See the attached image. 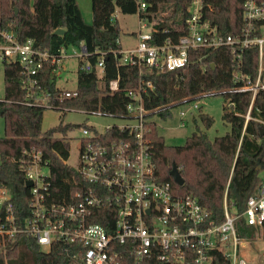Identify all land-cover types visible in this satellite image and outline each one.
Wrapping results in <instances>:
<instances>
[{"label":"trees","instance_id":"trees-1","mask_svg":"<svg viewBox=\"0 0 264 264\" xmlns=\"http://www.w3.org/2000/svg\"><path fill=\"white\" fill-rule=\"evenodd\" d=\"M141 1L146 3L144 11H140ZM245 2L204 0L203 13L222 33L236 35L245 26ZM191 3L192 0H92L93 21L87 23L77 0H0V20L6 30L16 32L22 41L32 38L37 48L50 54H58L62 47L70 45L87 46L91 54L80 58L79 94L56 103L60 108L54 110L63 114L67 112L65 108H70L123 115L132 101L130 91H140L150 116L165 118L171 114L173 106L184 101L199 99L207 93L222 94V118L230 126L226 134L211 139L207 131L198 127L185 144L170 145L152 121L149 137L159 179L171 181L178 193L197 196L212 224L225 220L227 195L229 207L236 208L239 215L238 234L246 239L252 237L257 228H262L250 225L243 212L248 199L257 193L264 173V90L257 94L247 119L252 93L229 91L242 85L234 79L239 65L237 55L229 46L191 50L189 63L172 71L125 62L121 52L125 48L121 41L122 27L115 17L118 10L124 14L137 13L140 19L149 22L161 16L163 21L154 25V43L163 44L167 39L177 41L186 33ZM58 28L66 29L65 33L56 34ZM102 58L104 68L100 72L97 63ZM134 59L138 61L136 55ZM85 62H90L93 69H82ZM4 66L5 96L0 100V116L5 120V134L0 137V180L10 188L24 221L36 220L37 224L45 226L58 220L56 206L73 203L81 178L67 163L71 147L69 134L88 125L61 122L44 131L43 116L47 108L27 104V92L21 84V66L17 62L5 61ZM258 66V48H246L240 70L256 76ZM53 68L54 65L47 62L39 79L43 90L56 93L60 88L57 77L52 75ZM116 78L120 79V89L112 92L109 82ZM199 117L207 128L215 122L214 117L206 113ZM38 151L43 161L48 162L49 175L45 177V187L39 188V196H36L32 186H27L26 173L32 155ZM174 164L185 180L183 185L177 184L170 174ZM37 212L56 215L38 218ZM112 215L108 209L104 214L97 211L93 221L109 227ZM81 248L78 244L55 239L45 250L31 232H24L9 242L6 253L0 254V264H73L72 255ZM124 264L136 263L126 255ZM145 264L162 263L153 258ZM214 264H230V260L218 253Z\"/></svg>","mask_w":264,"mask_h":264},{"label":"built area","instance_id":"built-area-1","mask_svg":"<svg viewBox=\"0 0 264 264\" xmlns=\"http://www.w3.org/2000/svg\"><path fill=\"white\" fill-rule=\"evenodd\" d=\"M145 9L146 3L141 1L140 11ZM203 9L204 0H192L186 33L177 41L167 39L163 44L154 43V26L151 31L144 32V28L152 23L140 19L138 43L132 49L121 51L124 61L172 71L189 63L191 50L229 46L237 55L239 65L234 79L242 83L229 91L252 93L246 115L249 119L257 94L264 90V0H246L245 26L236 35L222 33L205 17ZM77 46L80 51L75 50L74 55L67 53L69 46L62 47L58 54H50L37 48L32 38L22 41L16 32L6 30L0 20V61L17 62L21 66V84L27 92L29 105L59 109L58 101L79 94L78 86L74 89L58 86L60 89L56 93L45 91L39 79L47 62L54 65L52 75L57 76L64 69L65 58L89 57L91 52L85 44ZM252 46L258 48L256 76L240 70L244 50ZM81 68L90 71L93 66L85 62ZM103 68L104 58L97 63L100 72ZM109 89L112 92L119 90L120 79L111 80ZM129 94L132 101L123 115L91 112L117 117L125 123L107 125L103 131L90 125L82 127L79 163L73 167L81 178L77 182L79 188L73 195V203L55 207L59 214L55 223L47 227L40 226L36 220L24 221L13 202L10 188L0 180V254L7 252L9 242L14 241L17 234L31 232L45 250L55 239L80 245L82 248L72 255L73 264H124L126 255L136 264H145L153 258L162 264H214L218 253L229 259L230 264H248L240 255L242 238L236 224L239 215L231 212L227 195L225 220L212 224L197 196L178 193L171 181L159 179L149 137L150 122L154 117L145 109L140 91ZM182 116L185 119L187 115L182 112ZM47 165L40 151L32 155L28 164L26 174L28 180L33 181L36 196H39V188L45 187L49 172L44 174L43 168ZM107 209L113 214L107 221L109 227L93 221L97 211L104 214ZM48 214L56 215L54 212ZM48 214L37 212L38 218ZM243 215L250 225L264 227V180L257 193L248 199Z\"/></svg>","mask_w":264,"mask_h":264},{"label":"rangeland","instance_id":"rangeland-1","mask_svg":"<svg viewBox=\"0 0 264 264\" xmlns=\"http://www.w3.org/2000/svg\"><path fill=\"white\" fill-rule=\"evenodd\" d=\"M84 19L87 23L93 21L92 0H77ZM115 17L120 22L122 27L121 41L124 48H130L138 43L137 34L140 28V16L139 14H124L119 10L116 12ZM163 21L161 16L153 18L152 24L144 28V32L152 30L153 26L158 22ZM75 50L80 51V47L77 45L69 46L66 51L69 55H74ZM84 62V61H83ZM81 64V60L78 56H69L64 59V69L59 73L57 77V85L61 88L74 89L78 85V69ZM5 66L3 61H0V100L5 96ZM221 93V92H220ZM201 109H198L197 106ZM224 107V97L222 94L210 95L194 99L189 102L173 106L171 108V114L167 117H161L155 115L153 121L156 122L160 133L164 136L166 142L170 145H182L185 144L187 138L197 130L198 127L207 131L209 137L214 139L217 136L224 135L230 130V126L225 124L222 118ZM182 112L186 113V118L182 116ZM201 113L209 114L215 119L214 124L207 128L205 124L200 120L199 115ZM184 119V120H183ZM183 121L185 123H183ZM63 123H76L87 124L95 126L100 131L106 129L107 125L123 124L125 121L117 117L103 116L100 114H92L84 111H67L63 112L46 109L43 116V130L47 131L53 127ZM5 134V120L0 116V137ZM59 135V134H56ZM83 135V128L74 130L69 134L71 147L70 157L67 159L68 165L72 167L78 166L79 152H80V140ZM49 172L48 167L43 168V173ZM262 181L264 180V173L261 174ZM233 214H237L236 208H231ZM51 214H48V218ZM40 218V217H39ZM42 218V217H41ZM47 218V219H48ZM46 226H50L46 224ZM46 250H48L46 248ZM240 255L244 257L248 264H264V228H257L252 237L242 239L240 247Z\"/></svg>","mask_w":264,"mask_h":264},{"label":"water","instance_id":"water-1","mask_svg":"<svg viewBox=\"0 0 264 264\" xmlns=\"http://www.w3.org/2000/svg\"><path fill=\"white\" fill-rule=\"evenodd\" d=\"M16 11H18V9H16ZM66 31V29L64 28H58L55 33L58 35H62L64 34ZM260 167V166H259ZM171 176L173 177V179L175 180V182L179 185H183L185 183L184 178L182 177L181 173H180V169L179 167L174 164L171 172H170ZM27 186H33V181L32 180H28L27 181Z\"/></svg>","mask_w":264,"mask_h":264}]
</instances>
